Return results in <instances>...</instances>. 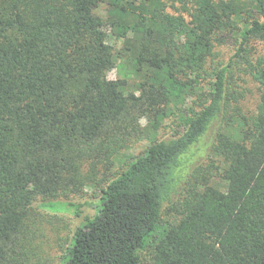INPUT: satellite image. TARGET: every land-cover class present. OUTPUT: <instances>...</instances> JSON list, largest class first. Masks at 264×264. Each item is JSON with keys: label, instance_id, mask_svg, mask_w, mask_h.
Masks as SVG:
<instances>
[{"label": "trees", "instance_id": "1", "mask_svg": "<svg viewBox=\"0 0 264 264\" xmlns=\"http://www.w3.org/2000/svg\"><path fill=\"white\" fill-rule=\"evenodd\" d=\"M253 43L264 0H0V264H49L36 206L84 187L97 212L60 264H264ZM145 131L147 148L114 173Z\"/></svg>", "mask_w": 264, "mask_h": 264}, {"label": "rangeland", "instance_id": "2", "mask_svg": "<svg viewBox=\"0 0 264 264\" xmlns=\"http://www.w3.org/2000/svg\"><path fill=\"white\" fill-rule=\"evenodd\" d=\"M100 15H104L103 11H100ZM254 57L264 54L263 43H253ZM217 51L220 53L221 59L227 61L229 57L235 52V44L233 39H228L223 45L217 46ZM108 79H115L116 72L112 70L107 74ZM251 90L246 95L245 101L242 103L245 113H250L254 109V104L257 99L256 89L253 86L249 87ZM146 121L140 120L136 126L138 130H145ZM213 130H210L212 132ZM170 132L168 127L161 130L156 134V138H162L168 135ZM210 134V133H209ZM153 136L150 131L148 133L143 132V135L137 143L133 144L130 148L121 151L115 160V166L113 172L119 171L124 163L128 159H133L139 156L149 145L148 137ZM216 164L221 163V160L214 157ZM211 184L217 186L220 184V179L216 176L212 178ZM98 194L91 187H84L82 189L72 192L67 199H60L58 203H54L55 206L52 208L44 207L37 208L36 210L39 215L41 238L39 240L40 246L43 251V258L49 260V264H60L61 258L65 249L70 244V240L75 229L81 225L85 218L93 217L97 212L98 206ZM38 205V204H36ZM75 207L79 208V214H75ZM171 221V217L166 215L163 218V222L167 223Z\"/></svg>", "mask_w": 264, "mask_h": 264}]
</instances>
